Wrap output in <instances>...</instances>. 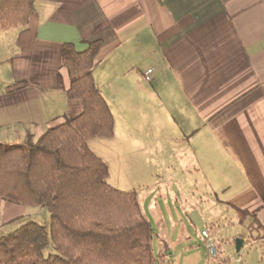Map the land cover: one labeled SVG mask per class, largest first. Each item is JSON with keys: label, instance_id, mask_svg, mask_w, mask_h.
<instances>
[{"label": "crops", "instance_id": "0c3cea01", "mask_svg": "<svg viewBox=\"0 0 264 264\" xmlns=\"http://www.w3.org/2000/svg\"><path fill=\"white\" fill-rule=\"evenodd\" d=\"M95 41L123 154L184 176L191 200L202 188L209 215L221 206L246 226L264 264V0H33L26 25L0 30V144L81 114L60 49ZM32 207L0 198V230Z\"/></svg>", "mask_w": 264, "mask_h": 264}, {"label": "trees", "instance_id": "16d2710c", "mask_svg": "<svg viewBox=\"0 0 264 264\" xmlns=\"http://www.w3.org/2000/svg\"><path fill=\"white\" fill-rule=\"evenodd\" d=\"M32 10L33 0H0V30L26 25ZM100 48L95 41L83 52L71 44L60 49L66 97L82 102L80 115L35 142L26 135L12 147L0 144V198L44 207L50 216L48 228L26 222L0 235V264H156L154 229L136 192L108 186L107 166L87 145L114 136L113 115L92 75Z\"/></svg>", "mask_w": 264, "mask_h": 264}, {"label": "rangeland", "instance_id": "374dc122", "mask_svg": "<svg viewBox=\"0 0 264 264\" xmlns=\"http://www.w3.org/2000/svg\"><path fill=\"white\" fill-rule=\"evenodd\" d=\"M115 117V137L94 138L88 140L87 145L107 166L108 186L121 192H136L142 214L154 229L151 246L156 264H257L258 253L248 237L247 227H240L234 219L233 224L224 221L217 214L221 212V206H215L209 215L207 195L202 188H199L198 197L191 200L186 195L184 176L172 175L168 169L154 168L152 162L146 165L144 161L130 157L129 153L123 154L120 110L115 111ZM157 173L161 174L162 183L154 176ZM23 214L8 228L0 230V235L8 234L26 222L49 227L50 216L44 207H32ZM209 218L214 219L215 226ZM203 230L218 241L216 258L209 257L205 251ZM243 238L247 242L237 251L235 241ZM48 252L50 247L45 254Z\"/></svg>", "mask_w": 264, "mask_h": 264}, {"label": "built area", "instance_id": "2783aa9c", "mask_svg": "<svg viewBox=\"0 0 264 264\" xmlns=\"http://www.w3.org/2000/svg\"><path fill=\"white\" fill-rule=\"evenodd\" d=\"M152 72V69H148L146 72H145V80L146 81H149L150 80V77L149 75L151 74ZM201 236L202 238L204 239V248H205V251L207 253V255L211 258H216L217 257V246H218V242L211 239L208 235V233L206 231H202L201 232Z\"/></svg>", "mask_w": 264, "mask_h": 264}, {"label": "water", "instance_id": "95a60500", "mask_svg": "<svg viewBox=\"0 0 264 264\" xmlns=\"http://www.w3.org/2000/svg\"><path fill=\"white\" fill-rule=\"evenodd\" d=\"M235 243H236V250L238 251L242 246L243 240L237 239Z\"/></svg>", "mask_w": 264, "mask_h": 264}]
</instances>
